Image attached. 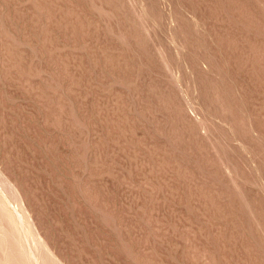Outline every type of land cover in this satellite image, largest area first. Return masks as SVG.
I'll return each instance as SVG.
<instances>
[{
    "label": "rangeland",
    "instance_id": "obj_1",
    "mask_svg": "<svg viewBox=\"0 0 264 264\" xmlns=\"http://www.w3.org/2000/svg\"><path fill=\"white\" fill-rule=\"evenodd\" d=\"M0 264H264V0H0Z\"/></svg>",
    "mask_w": 264,
    "mask_h": 264
}]
</instances>
